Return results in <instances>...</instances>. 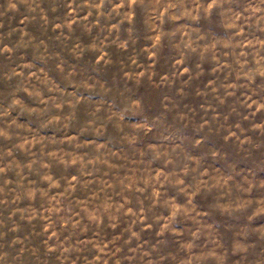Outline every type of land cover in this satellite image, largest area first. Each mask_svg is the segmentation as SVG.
<instances>
[{
  "label": "clouds",
  "instance_id": "obj_1",
  "mask_svg": "<svg viewBox=\"0 0 264 264\" xmlns=\"http://www.w3.org/2000/svg\"><path fill=\"white\" fill-rule=\"evenodd\" d=\"M0 264H264V0H0Z\"/></svg>",
  "mask_w": 264,
  "mask_h": 264
}]
</instances>
